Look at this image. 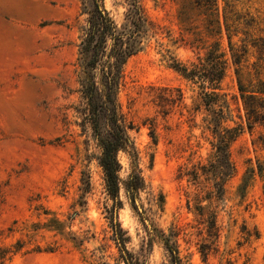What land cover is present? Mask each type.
<instances>
[{
  "label": "rangeland",
  "instance_id": "rangeland-1",
  "mask_svg": "<svg viewBox=\"0 0 264 264\" xmlns=\"http://www.w3.org/2000/svg\"><path fill=\"white\" fill-rule=\"evenodd\" d=\"M97 1L45 0L41 20L0 22L3 264H264V172L257 169L264 125L247 127L236 72L244 83L256 78L257 49L249 45L235 65L222 34L229 58L221 84L224 125L244 128L230 144L233 174L223 180L202 89L174 67L192 68L205 55L212 39L197 40L203 17L194 14L192 26L181 17L188 0ZM96 2L118 32L141 27L138 10L147 18L141 49L124 64L118 90L134 143L118 153V202L98 162L101 149L81 93L80 44ZM232 4L241 22L253 24L254 37H264V0ZM220 12L222 19V2ZM244 38L232 37L235 49ZM135 174L138 191L128 189Z\"/></svg>",
  "mask_w": 264,
  "mask_h": 264
},
{
  "label": "trees",
  "instance_id": "trees-1",
  "mask_svg": "<svg viewBox=\"0 0 264 264\" xmlns=\"http://www.w3.org/2000/svg\"><path fill=\"white\" fill-rule=\"evenodd\" d=\"M97 2L95 8L90 11L88 27L80 44L81 93L87 105L85 119L91 124L94 138L101 149L98 162L104 170L109 193L118 202L121 170L118 153L120 150H134V143L129 135L132 126L126 123L120 113L118 90L124 64L141 49V29L147 18L141 10H138L136 21L138 20L141 27L131 33L118 32L117 25L109 13ZM220 2L223 5L222 19ZM194 14L203 17L197 40L201 41L205 38L212 40L198 64L190 68L182 63H176L174 67L186 79L199 83L202 89L203 102L210 112L207 128L212 134L211 143L215 149L216 164L220 167L222 178L225 180L234 171L230 158V144L244 128L242 125L235 127L224 125L228 119L225 115L228 104L224 94L221 93V84L226 76L229 58L222 49L220 40L225 32L231 51L230 59L235 65H241L245 60L249 45L256 48L259 54L258 60L254 63L255 79H248V82L244 83L239 70H236L239 74L238 86L247 127L253 129L256 124L264 125V37H254L253 24L240 21L232 0L186 1L181 9V17L192 26ZM239 32L245 35L241 50L235 49L232 43V37ZM260 139L264 143V138ZM257 169L262 174L264 162H259ZM253 173L252 168L247 171L240 190L245 191ZM139 180L138 174L133 175L128 189L138 191ZM118 231L124 245L121 229L119 228ZM5 251L7 249H2L0 253V264H3ZM126 263L130 264L128 260Z\"/></svg>",
  "mask_w": 264,
  "mask_h": 264
},
{
  "label": "crops",
  "instance_id": "crops-1",
  "mask_svg": "<svg viewBox=\"0 0 264 264\" xmlns=\"http://www.w3.org/2000/svg\"><path fill=\"white\" fill-rule=\"evenodd\" d=\"M45 0H37V14H33L34 5L32 0H0V22L6 25H27L32 22L33 17L37 16L38 20L43 18L40 6ZM42 7V6H41Z\"/></svg>",
  "mask_w": 264,
  "mask_h": 264
}]
</instances>
